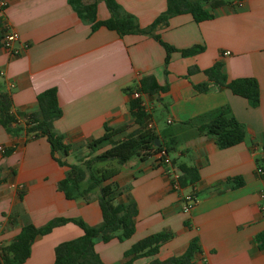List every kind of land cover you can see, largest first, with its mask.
Segmentation results:
<instances>
[{
	"label": "crops",
	"instance_id": "0c3cea01",
	"mask_svg": "<svg viewBox=\"0 0 264 264\" xmlns=\"http://www.w3.org/2000/svg\"><path fill=\"white\" fill-rule=\"evenodd\" d=\"M4 1L0 79L11 93L15 112L35 111L37 94L56 87L62 114L53 128L71 149L55 156L78 163L97 154L111 142L91 148L87 142L100 137L106 126L126 124L127 130L112 139L125 135L133 126L130 88L152 75L161 89L139 92L152 127L162 143L173 148L170 158L198 168L196 199L184 211L180 195L191 187L174 189L157 154L143 160L134 156L121 164L113 179L121 190L119 199L136 202L135 230L122 240L97 239L101 261L117 264L138 239L168 231L172 236L155 254L159 259L181 253L196 237L201 252L195 254L193 264H264V249L253 239L264 229V172L256 171L257 166L264 169V0H209L213 17L201 21L190 13L171 16L167 25L157 29L162 39L178 48L202 44L204 49L186 56L173 51L168 63L163 45L151 35L121 36L105 26L91 30L67 0ZM117 1L141 25L166 7V0ZM108 16L104 1L99 0L97 17ZM11 28L19 34L17 54L1 43ZM215 61L223 62L229 79L256 77L257 106L225 86L212 85L206 91L194 87L207 79L203 69ZM192 65L198 68L188 72ZM219 112L243 123L242 141L220 148L213 136L199 130ZM0 144L11 147L7 154L0 151V247L27 222L41 225L54 216L100 222L98 194L88 201L67 198L58 187L67 165L58 163L44 136L13 135L0 123ZM238 177L243 182L236 185ZM81 233L72 221L53 227L35 237L30 255L20 264H52L55 245ZM151 259L141 256L132 264H150Z\"/></svg>",
	"mask_w": 264,
	"mask_h": 264
},
{
	"label": "trees",
	"instance_id": "16d2710c",
	"mask_svg": "<svg viewBox=\"0 0 264 264\" xmlns=\"http://www.w3.org/2000/svg\"><path fill=\"white\" fill-rule=\"evenodd\" d=\"M67 1L80 19L90 25L91 30L105 26L115 30L121 36L129 33L151 35L163 45L166 52L165 63L169 62L170 54L173 51H179L186 56L202 51L204 46L194 44L178 48L162 39L157 32L159 27L167 25L171 16L181 13H190L195 21L213 17V12L207 8L209 0H166L165 9L146 25H141L137 16L125 9L117 0H103L109 11V16L104 19L97 17L99 0ZM223 66L222 61H215L203 69L207 79L194 84V87L198 91H206L212 85L225 86L233 93L244 96L251 106H257L260 102V89L256 77L240 76L229 79ZM197 68V65H192L188 72ZM158 89L161 87L155 82L152 75H148L142 77L134 88H130V91L150 93ZM36 101L37 109L33 112L13 111L11 93L4 88V83L0 79V123L9 133L17 135L22 132L31 138L44 136L49 142L53 155L56 152L68 154L71 149L70 144L64 141L62 133L56 132L53 128L54 120L62 114L56 87L52 86L40 91ZM141 101L140 96L129 99L133 126L125 135L118 139H112L113 136L127 130L126 124L115 128L106 126L100 137L87 142L88 147L91 148L108 140L111 144L107 148L91 157L81 159L78 163H68L54 155L58 163L67 165L64 177L58 182V187L67 198H81L88 201L91 191L96 187L99 188L100 222L88 224L81 218L54 216L41 225L24 223L19 232L7 244L0 247L1 264L22 263L30 255L31 245L36 236L46 234L53 227L67 221L77 224L82 229V233L55 245L52 264H104L95 249L96 240L108 241L113 237L122 240L133 234L137 214L136 202L119 199L121 190L113 178L120 171V165L134 156L143 160L155 156L163 150L164 156L169 157V153L173 149L164 145L154 128L148 125L151 114ZM198 128L201 132L213 136L215 143L220 148L234 145L242 141L245 136L243 123L233 115H226L224 112H219L208 122L199 125ZM156 137L159 138V144L155 141ZM10 148L7 147L3 153L7 154ZM156 160L164 165L162 159L157 157ZM97 162L104 164L98 165ZM170 162L171 166L179 171V185L182 188L191 187L190 191L195 196L194 185L199 179L196 165L177 160V157H171ZM242 182L238 177L235 183L239 185ZM171 236L168 231H157L138 239L124 252L123 259L117 264H132L136 258L141 256H151L150 264H193L195 254L201 252L196 237L189 241L181 253L170 255L164 259L155 256L159 247ZM253 239L258 247L264 249V229L258 231Z\"/></svg>",
	"mask_w": 264,
	"mask_h": 264
},
{
	"label": "built area",
	"instance_id": "2783aa9c",
	"mask_svg": "<svg viewBox=\"0 0 264 264\" xmlns=\"http://www.w3.org/2000/svg\"><path fill=\"white\" fill-rule=\"evenodd\" d=\"M5 1L0 0V10L4 7ZM19 38V34L15 29H8L4 37L1 40V43L4 47L9 49L13 54L19 53L20 49L19 47L15 44L16 41ZM224 53H229V50L224 51ZM2 73V71H0ZM132 97H138L140 95L139 91L135 90L131 92ZM149 126H152L151 121L148 123ZM6 149V146L0 144V151L3 152ZM158 158L162 159L164 162V171L168 177L170 185L176 189L180 190L182 187L178 183V177H179V171L176 170L173 166H171L170 158L168 156H164V151H160L156 155ZM256 171L259 174H263L264 169L261 166L256 167ZM181 199L184 200V203L182 205V209L184 211H189L190 208L192 207L196 197L194 196L193 192L189 191L187 193H181Z\"/></svg>",
	"mask_w": 264,
	"mask_h": 264
},
{
	"label": "rangeland",
	"instance_id": "374dc122",
	"mask_svg": "<svg viewBox=\"0 0 264 264\" xmlns=\"http://www.w3.org/2000/svg\"><path fill=\"white\" fill-rule=\"evenodd\" d=\"M164 116V115H163ZM159 118H161V117H159ZM96 164H98V165H103L104 163L103 162H97ZM121 166V165H120ZM99 188L98 187H96V188H94L92 191H91V196H95V195H97V194H99Z\"/></svg>",
	"mask_w": 264,
	"mask_h": 264
},
{
	"label": "water",
	"instance_id": "95a60500",
	"mask_svg": "<svg viewBox=\"0 0 264 264\" xmlns=\"http://www.w3.org/2000/svg\"><path fill=\"white\" fill-rule=\"evenodd\" d=\"M155 141H156V143H157V144H159V143H160V141H159V138H158V137H156V138H155Z\"/></svg>",
	"mask_w": 264,
	"mask_h": 264
}]
</instances>
